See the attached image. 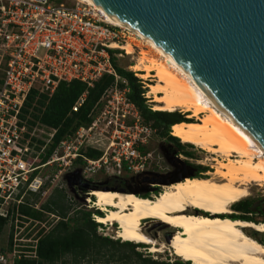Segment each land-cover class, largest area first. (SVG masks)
Segmentation results:
<instances>
[{
  "label": "built area",
  "instance_id": "built-area-1",
  "mask_svg": "<svg viewBox=\"0 0 264 264\" xmlns=\"http://www.w3.org/2000/svg\"><path fill=\"white\" fill-rule=\"evenodd\" d=\"M129 33L128 27L108 21L99 6L85 0H0V216L9 217L12 234L11 244L0 250V264L36 256L37 240L30 243V237L40 228L31 231L25 226L32 218L18 212V205L25 203L21 193L44 192L45 185L61 175L87 182L98 172L115 178L125 173L143 186H153L155 177L170 171L154 163L148 147L156 128L143 121L127 96V79L111 62L112 56L125 52L119 45ZM103 74L113 75L114 81L93 110L91 122L60 140L41 162L55 129L39 122L31 125L22 116L30 91L50 95L60 81L74 79L91 86ZM83 100L84 94L72 110ZM88 148L101 154L90 158ZM181 158L187 159L173 155L174 162ZM11 200L15 211L10 213Z\"/></svg>",
  "mask_w": 264,
  "mask_h": 264
},
{
  "label": "bare ground",
  "instance_id": "bare-ground-1",
  "mask_svg": "<svg viewBox=\"0 0 264 264\" xmlns=\"http://www.w3.org/2000/svg\"><path fill=\"white\" fill-rule=\"evenodd\" d=\"M106 18L130 29L126 42L119 45L126 54L133 45L141 47L130 69L142 78H155L147 91L153 109L190 112L187 117L196 118L173 124L170 133L184 143L218 154L223 161L209 172L212 176L185 177L163 186L152 197L94 188L90 191L93 205L104 212L95 220L115 222L118 238L148 244L152 252L158 251L156 241L143 231L145 224H167L176 230L172 253L193 264H264V244L245 232L251 228L264 233V222L227 216L229 206L248 194L250 183L264 184V148L140 32L107 13Z\"/></svg>",
  "mask_w": 264,
  "mask_h": 264
},
{
  "label": "water",
  "instance_id": "water-1",
  "mask_svg": "<svg viewBox=\"0 0 264 264\" xmlns=\"http://www.w3.org/2000/svg\"><path fill=\"white\" fill-rule=\"evenodd\" d=\"M93 1L166 54L264 148V0Z\"/></svg>",
  "mask_w": 264,
  "mask_h": 264
},
{
  "label": "trees",
  "instance_id": "trees-1",
  "mask_svg": "<svg viewBox=\"0 0 264 264\" xmlns=\"http://www.w3.org/2000/svg\"><path fill=\"white\" fill-rule=\"evenodd\" d=\"M111 62L117 74L127 79L129 87L127 96L137 106L143 121L156 128L157 136L176 154L181 153L186 157H192V151L185 150L183 148L184 144L180 143L177 137L170 135V128L173 124L189 120L185 119L179 111L152 110L150 105L146 104L145 97H143L145 90L141 81L134 77L131 71L119 67L114 56L111 57ZM113 81V75L103 74L94 80L91 86L74 79L69 82L60 81L50 95L38 93L35 89L30 91L22 108V116L25 117L29 113L27 121L31 125L39 122L55 129L51 142L46 145L44 151L40 154L41 162H45L49 158L60 140L72 134L77 127L91 122L93 110L99 105L106 88L112 85ZM83 94V102L76 111H73L72 106ZM29 108L31 111H29ZM85 154L90 158H97L101 152L88 148ZM189 164L196 168V173L192 177H202L201 173L208 170L202 165ZM72 176L77 177L78 175L73 173ZM56 191L58 195L49 197L41 205V208L57 214L60 219L37 240L35 257H21L15 259L14 264H93L99 260L109 264H112V262L115 264H190L189 261L179 259L165 261L143 256L140 251L135 249L136 246H145L141 243L136 245L130 241H119L98 234L96 228L100 223L92 219L91 214L94 213L80 209L68 214L69 206L63 201L64 195L58 189ZM28 193L35 197L38 196L35 192ZM137 195L148 197L147 194ZM24 202L18 205V212L35 216L33 214L34 208L27 204L30 201L26 200ZM261 204L260 201L252 198L237 201L231 205L232 208L244 214L227 216L231 219L238 218L255 222V219L249 214L258 211L264 214ZM14 211L15 207L9 210V212ZM96 214L101 213L96 211ZM8 223V216H0V231ZM256 232L254 231L251 236L264 244V240L255 237ZM11 238L10 230L7 240L8 245L11 244ZM4 249L5 247L0 248V250Z\"/></svg>",
  "mask_w": 264,
  "mask_h": 264
},
{
  "label": "rangeland",
  "instance_id": "rangeland-1",
  "mask_svg": "<svg viewBox=\"0 0 264 264\" xmlns=\"http://www.w3.org/2000/svg\"><path fill=\"white\" fill-rule=\"evenodd\" d=\"M140 51H141L140 46L133 45L132 52L130 54H126L124 51H122L121 52L122 56L115 57V62L119 67H122L123 69L127 71H131L129 66L135 62V59L139 56ZM131 72L133 73V71ZM134 77L139 79L143 85V88L145 90L143 93V97H145L146 99V104L150 105L152 110H156V109H153V102L150 101L151 99L149 95L147 96V91L149 90L148 85L153 84L155 82V78L152 76L142 78L139 75H136V76L134 75ZM29 111H31L30 108H29ZM179 113L182 114V116L185 119H188L189 121L196 120L195 117H191V118L187 117V115H189L190 112H179ZM28 115L29 113L26 115L27 118H28ZM170 135L172 134L170 133ZM178 141L184 144L183 148L185 150L192 151L193 153L191 160H188V157L187 159L181 158L183 161H186V163H194L196 165H202L208 169L201 173V175L203 176H212L211 173L209 172L214 171L215 164H218L220 161H223V158L219 156L218 154L207 152L191 143L190 144L184 143L181 140H178ZM148 148L152 151V155L155 161L154 163H158L161 167L167 166L168 168L171 167L172 169H176V165H174V161L172 163L173 155L175 154V152L170 147L164 144V141L157 136V133H155L152 136L149 142ZM182 156L186 157L183 154ZM195 159L198 162H196ZM73 170H74V167L72 168V171ZM44 172L46 174L50 173V168H45ZM71 178L69 180L67 175L64 177L61 175L59 176L58 179H56L53 182V184H50V182H48L44 187L46 189L44 192H36L38 195L37 197L33 196L32 194L28 192L21 193V196L19 197L20 199L24 201L28 200L30 201V203H33V204L35 203L38 206V208L33 209L34 210L33 214L35 216H31L32 221H29V224L25 225L27 229H30L31 231H36L37 228L38 229L40 228L38 233L31 235L30 238H32V240L30 243H36L35 238L36 240H38L44 233L49 231L50 228L60 219L57 214L51 213L41 208V205L45 203L49 197L58 195L56 189H58L64 195L63 201L65 202L66 205L69 206L68 214H72L75 210L78 211L80 209L89 210L91 211V213H94V214H91V217L92 219H94L95 222H97L95 220L96 215H102L104 212L93 205L92 201L94 199V196L90 195V191L94 188L88 187V186L97 185L98 188H95V189H99L100 187L103 188L104 186L118 184L120 187H125L130 190L132 188L135 189L136 194H147L148 197H152L153 195L158 194L163 189V186L165 185L167 186L171 184V183L160 184V187L156 191H152V190L149 191L150 189L149 186H145L144 188L140 186L134 187V185L131 183V176H129L128 174L124 173L120 176V178H115L113 176H107L101 172H98L96 174H91L90 176H88V181L86 182L87 186L81 187L78 181L77 183L72 182ZM106 180L109 182L108 183L104 182ZM219 180H222V179L219 178ZM108 188L111 189V187H108ZM112 189H115V188H112ZM125 192H131V191H125ZM246 198H252L256 201H260L262 203L261 208L264 209V184L258 185L254 182L250 183L248 185V194L240 200H243ZM14 199H16V196L14 197ZM12 202L14 203V200H11L10 204L8 205L9 210L12 208ZM231 205L229 206L230 212L227 215L229 216L230 215H242V213L234 210ZM96 211H99L101 214H96ZM197 211L199 212V210ZM252 217L253 219H255V222H264L263 221L264 214L262 212L253 213ZM34 221H37V222H34ZM9 231H10V223L6 224L0 231V248L6 247ZM96 231L98 234L102 236H107L112 239H118L119 241H124L116 236V232L118 231V226L115 222L114 224L113 223L112 224L100 223V225L97 226ZM143 231L149 237L153 238L156 241V248L158 250V251L152 252L149 250L148 244L141 243L145 246H136L135 249L137 251H140L143 256H150L153 259L165 260V261H173L175 259L182 260L178 256L174 255L171 251V244L173 242V237L176 233L175 228L167 224L160 223V222H157V223L148 222L145 224ZM245 232L251 235L254 232V230L251 228H247L245 229ZM168 235L171 236V239L169 241H167ZM255 237L260 240H264V233L256 232ZM132 243H135V242H132ZM135 244L138 245L140 243H135ZM182 261H186V260H182ZM93 264H109V263H106V262L104 263V261L99 260L97 263H93ZM112 264H115V263L112 262ZM190 264H193V263L190 262Z\"/></svg>",
  "mask_w": 264,
  "mask_h": 264
},
{
  "label": "flooded vegetation",
  "instance_id": "flooded-vegetation-1",
  "mask_svg": "<svg viewBox=\"0 0 264 264\" xmlns=\"http://www.w3.org/2000/svg\"><path fill=\"white\" fill-rule=\"evenodd\" d=\"M174 165H176V169H170V171H168L164 176H161V177H155L154 178V183L155 184H153V186H149V191H156L159 187H160V184L157 182L158 181V179H163V180H165L167 183H173V182H175L174 181V179L176 178V176H178V175H181V174H185V175H189V174H194V173H196V168L195 167H193V166H191V164H189V163H186L185 161H184V164H183V166H182V164L180 163V162H174ZM193 167V168H192ZM70 178L71 177H69V180H70ZM80 183V186L81 187H86L87 186V183H86V180L85 181H79L78 179H73V180H71L72 182H76L77 183V181ZM104 182H109V181H104ZM83 183V184H82ZM131 183L134 185V187H145V186H143V185H141L140 183H138V182H136V181H134L133 179H131ZM158 183V184H157ZM88 187H93V188H98V186L97 185H90V186H88ZM104 187H111V188H115V189H117V190H119V191H123V192H125V191H127V190H130V189H127V188H125V187H120L118 184H113V185H108V186H104ZM100 188H102V187H100ZM131 192H135V189H131L130 190ZM262 210V209H261ZM236 211H238V210H236ZM238 212H240V213H242V214H244L243 212H241V211H238ZM259 212V211H258ZM249 216H251L252 217V214H249Z\"/></svg>",
  "mask_w": 264,
  "mask_h": 264
}]
</instances>
